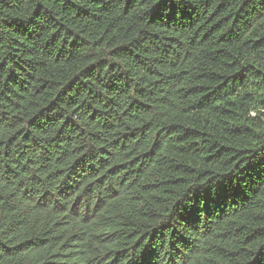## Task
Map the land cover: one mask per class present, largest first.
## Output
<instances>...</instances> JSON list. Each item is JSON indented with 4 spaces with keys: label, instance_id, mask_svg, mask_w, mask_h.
Instances as JSON below:
<instances>
[{
    "label": "trees",
    "instance_id": "1",
    "mask_svg": "<svg viewBox=\"0 0 264 264\" xmlns=\"http://www.w3.org/2000/svg\"><path fill=\"white\" fill-rule=\"evenodd\" d=\"M0 264H264V0H0Z\"/></svg>",
    "mask_w": 264,
    "mask_h": 264
}]
</instances>
